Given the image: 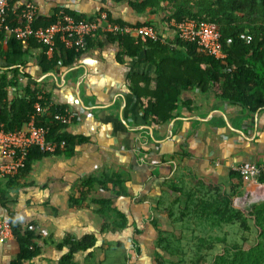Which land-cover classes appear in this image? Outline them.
<instances>
[{"label":"crops","instance_id":"0c3cea01","mask_svg":"<svg viewBox=\"0 0 264 264\" xmlns=\"http://www.w3.org/2000/svg\"><path fill=\"white\" fill-rule=\"evenodd\" d=\"M29 1L42 18L64 8L87 18L99 11L123 22L150 18L168 41L174 39L169 25L161 23L165 11L137 12L129 4L132 0H13L12 11ZM8 37L4 32L0 38V74L13 81L7 99L27 97L26 86L36 85L48 109L62 108L70 117L64 130L75 140L68 153H46L25 173L0 175V217L10 214L37 234V252L24 264H59L69 249L65 240L85 235H93L95 245L91 254H74L78 264L113 261L119 251L127 264H148L134 246L155 242L159 229L174 225L165 210L177 196L169 187L172 183L191 187L202 179L229 191L231 181L239 179L233 202L240 209L243 197L264 196V184L228 176L232 165L264 163V107L251 111L220 101L212 88L192 86L178 93L171 119L153 124L142 117L137 97L127 86L129 73L154 76L155 66L144 53L122 55L110 37L92 41L70 63H64V49L54 46L56 62L49 67L41 61L43 47L25 43L23 54L12 63L7 59ZM3 160L0 156V165ZM172 209L175 212L174 205ZM116 212L124 215L125 228L104 229L106 223L117 224ZM18 256L13 236L0 241V264Z\"/></svg>","mask_w":264,"mask_h":264},{"label":"trees","instance_id":"16d2710c","mask_svg":"<svg viewBox=\"0 0 264 264\" xmlns=\"http://www.w3.org/2000/svg\"><path fill=\"white\" fill-rule=\"evenodd\" d=\"M12 2L13 0H9L6 17V24L10 27L17 24L21 8L12 11ZM129 4L137 12H142L145 8L150 9V14L165 11L161 23L167 26L171 21L186 19L213 22L219 29L220 41L226 52L225 57L221 60L215 59L201 52L193 43L179 41L176 47H170L166 43L153 41L143 36L129 37L94 31L84 38L80 46L66 47L62 41L55 38L54 46L60 51L64 49L62 55L64 63H70L95 40L99 43L101 39L110 37L116 40L122 55L135 56L139 52L144 53L146 59L155 66L154 76L129 73L127 86L137 97L142 117L153 124H161L171 119L172 111L177 107L178 93L192 86L202 91L212 88L215 97L220 101L251 111L264 107V0H132ZM62 11L75 18H85L69 8H64ZM57 15L58 12L47 18L35 17L32 26L44 27L53 22ZM107 18L112 19L108 12ZM127 23L149 24L151 19ZM4 32L3 29L0 30V38ZM25 43L42 46L41 61L48 63L49 67L56 62V47L53 48L51 56L47 57L45 46L38 40L33 37L21 40L13 34L9 35L7 40V59L10 62L19 60ZM17 72V69H14L13 77L17 75ZM12 82L7 78L6 73L0 74V126L18 130L34 112L35 101L42 106H47V101L41 89L34 84L26 86L27 97L8 100L7 88ZM55 113L65 114L67 122L60 123L54 118ZM69 121L70 117L59 107H49L43 116L37 118L38 124L49 126V139L64 141V146L57 148L56 152L62 149L68 153L74 144V137L64 130L65 124ZM43 154L46 152L41 151L37 146L30 147L25 154V164L17 173H25L31 163ZM228 176L240 178L232 170L229 171ZM260 181L264 183L263 179ZM231 183L229 191L222 189L218 184H207L202 179H197L191 187L182 183H172L169 187L171 191L177 193V196L166 210L170 217L174 216L172 205L180 204L178 207L180 225H187V222L183 220L191 216L196 224L205 226L203 224L205 222L209 228L218 227L221 224H237L240 229L249 230V226H254L256 236L253 243H249L246 237H242L240 241L225 244L221 252L214 254L210 264H264V200L249 204L241 210L233 202V197L236 195L235 188H238L240 184L239 179L238 182L231 181ZM115 216L117 224L112 226L106 223L104 229L125 228L124 215L116 212ZM8 217L12 235L19 245L18 259L10 264H24L25 260L33 257L37 252L33 242L37 234L34 228H22L10 214ZM120 218L121 221H119ZM249 220H252V224ZM185 229L190 233L193 232L192 226H186ZM158 231L153 250L156 264H182L184 259L182 236L168 230L159 229ZM135 232L140 231L135 230ZM210 239L226 242L224 236H215ZM198 241L201 245L207 243L204 237H199ZM63 244L69 245V249L62 255L59 264H78L74 254L80 251L91 254L95 237L85 235L77 241L67 239ZM132 244H137L136 240H133ZM134 247L139 253V247L136 245ZM161 250L176 258L164 257L160 253Z\"/></svg>","mask_w":264,"mask_h":264},{"label":"built area","instance_id":"2783aa9c","mask_svg":"<svg viewBox=\"0 0 264 264\" xmlns=\"http://www.w3.org/2000/svg\"><path fill=\"white\" fill-rule=\"evenodd\" d=\"M8 2L9 0H0V30L3 29L8 36L13 34L21 40L33 37L45 46L46 53L52 52L55 38L68 46H80L86 36L94 31H100L129 37L143 36L153 41L166 43L170 47L178 45L179 41L193 43L201 52L219 60L226 55L220 41L219 29L213 22L194 19L171 21L169 28L173 30L174 37L171 41H168V36L152 23L132 25L108 19L106 12H98L95 16L88 18H75L60 10L53 22L44 27L34 28L32 23L36 17V6L29 1L21 6L17 24L10 27L6 24ZM33 108L34 112L20 129L10 130L0 126V156L4 159L0 165L1 176L15 174L23 168L25 154L32 146H37L46 153H54L57 148L64 146L63 140L55 141L48 138V125L37 123V118L43 116L48 108L38 101H35ZM54 118L60 123L67 122L65 114L55 113ZM231 170L241 178L264 184L260 181V179L264 180V163L241 162L232 165ZM12 236L9 217H0V241Z\"/></svg>","mask_w":264,"mask_h":264},{"label":"rangeland","instance_id":"374dc122","mask_svg":"<svg viewBox=\"0 0 264 264\" xmlns=\"http://www.w3.org/2000/svg\"><path fill=\"white\" fill-rule=\"evenodd\" d=\"M89 36V35H88ZM187 186V185H185ZM262 190L264 191V186L262 187ZM264 199V196L261 195H247L242 198L243 204L239 205L241 209L243 210L245 207H247L249 204L256 203ZM171 201L169 202V205H171ZM175 214L174 216H169L168 210L166 212L167 214V221L172 222L174 225H169L166 230L173 232V234H179L182 236L181 245L183 247L182 251L184 254V259L182 264H210L212 257L214 254L221 252L222 248L225 244H230L233 241H240V238L246 237L248 239L249 243L254 242V238L256 236V230L254 226H249V230H242L240 229L237 224H221L218 227L209 228L207 226V223H203L205 226L199 225L195 223V219L191 216L185 217L183 220L184 222H187V225H180L179 221V209L178 205L174 204ZM166 210V209H165ZM164 212V211H163ZM165 213V212H164ZM249 223L252 224V220H249ZM186 226H192L193 232L190 233L189 230H186ZM219 236V237H225L226 242L219 241H213L212 237ZM199 237H204L206 239L205 244H200L198 241ZM146 245H142V249H139V255L142 253L143 257L146 258V261L148 264H156L153 256V250L155 247V242L153 243H143ZM133 253H136L133 251ZM160 253L168 258H176L174 255H168L164 253L162 250ZM108 255V254H107ZM118 258L114 259L113 261H107L103 262L102 264H127V261L123 258L121 259V254L119 251ZM134 261V260H132ZM144 260L142 259L141 262ZM128 264H134V262H129ZM143 264V263H141Z\"/></svg>","mask_w":264,"mask_h":264}]
</instances>
